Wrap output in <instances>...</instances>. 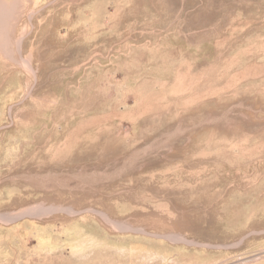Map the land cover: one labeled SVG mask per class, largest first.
<instances>
[{"label": "rangeland", "instance_id": "rangeland-1", "mask_svg": "<svg viewBox=\"0 0 264 264\" xmlns=\"http://www.w3.org/2000/svg\"><path fill=\"white\" fill-rule=\"evenodd\" d=\"M0 264H264V0H0Z\"/></svg>", "mask_w": 264, "mask_h": 264}, {"label": "bare ground", "instance_id": "bare-ground-1", "mask_svg": "<svg viewBox=\"0 0 264 264\" xmlns=\"http://www.w3.org/2000/svg\"><path fill=\"white\" fill-rule=\"evenodd\" d=\"M94 211V210H93ZM98 214L102 217V218H104L107 222H109L110 224H114V222L107 216V215H105V214H103V213H101V212H98ZM28 215H32V211H30V210H28V211H25V212H23L22 214H20V215H14V218L13 219H11V220H6V222H11V221H15V220H18V219H20V218H22V217H25V216H28ZM177 240H184V241H186L184 238H178ZM186 243H187V241H186ZM190 243V242H189Z\"/></svg>", "mask_w": 264, "mask_h": 264}]
</instances>
